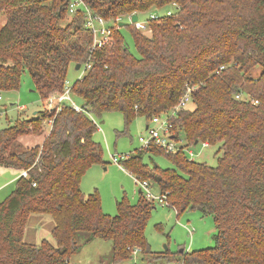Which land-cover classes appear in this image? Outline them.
I'll return each mask as SVG.
<instances>
[{
    "label": "trees",
    "instance_id": "obj_1",
    "mask_svg": "<svg viewBox=\"0 0 264 264\" xmlns=\"http://www.w3.org/2000/svg\"><path fill=\"white\" fill-rule=\"evenodd\" d=\"M70 1L0 0V93L18 90L28 74L43 101L64 89L70 65L91 62L71 89L83 112L69 105L41 110L0 131V169L27 174L0 204V264H69L96 239L111 242V264L132 259L133 250L161 258L144 235L154 202L140 192L136 205L118 201L111 217L98 192L84 197L80 183L92 164L103 162L94 118L120 113L126 129L137 117L149 122L169 113L188 88L195 108L171 118L175 139L182 145V136V148L217 147L216 166L152 143L120 166L150 187L157 184L177 215L197 210L212 217L214 246L179 252L180 264H264V0H82L106 21L177 4L173 17L150 23V37L126 26L136 55L119 25L110 43L91 50L87 12L70 15ZM43 126L49 133L41 144L18 143L21 136L41 137ZM147 154L166 157L173 168H148ZM36 214L53 220V243L24 241Z\"/></svg>",
    "mask_w": 264,
    "mask_h": 264
},
{
    "label": "rangeland",
    "instance_id": "obj_2",
    "mask_svg": "<svg viewBox=\"0 0 264 264\" xmlns=\"http://www.w3.org/2000/svg\"><path fill=\"white\" fill-rule=\"evenodd\" d=\"M170 11L175 14L176 9L171 6L161 8L158 13L164 14ZM150 12L139 14V20H147ZM69 17V16H68ZM70 18H67L69 20ZM5 23V17L0 16V27ZM125 27L121 28V34L131 53L136 55L133 40L127 27L132 26L129 19L123 18L122 22ZM144 36L150 37L151 30L142 32ZM75 65H70L66 82L69 86L81 77L82 70H75ZM260 72V68L256 69ZM52 94L50 97H52ZM41 100L35 91L33 82L28 74H23L20 81V87L15 91L0 93V131L7 129L17 119L26 117H35L33 112L52 109L49 107L48 100ZM71 102L81 107L83 100L70 93ZM23 107V110L20 108ZM187 108L193 110L195 106L189 103ZM97 125L93 139L102 147V163L92 164L83 175L80 183V190L84 197L93 193L95 190L100 196L102 212L108 216L114 217L117 214V202L127 200L131 205H136L139 201L140 186L135 181V177L120 165L125 155L133 154L135 150L143 147L139 138H147L146 126H152L144 117H137L125 128L123 117L120 113H106L101 118H94ZM41 137L34 135L21 136L18 143L24 148H32L43 142L49 132L45 126ZM123 132L121 135L118 133ZM182 135V133H181ZM182 140V146L186 142ZM217 147L197 144L196 146L187 147L188 151L194 154L195 162L205 163L210 167L217 164ZM188 156V155H187ZM113 157L117 162L113 161ZM143 164L148 168L157 165L161 169L173 168L172 163L164 156H152L147 154L143 158ZM150 192L154 196L160 195L157 184L151 182ZM15 187V180L8 172L0 174V204L3 203ZM155 209L144 230V235L149 243L150 250L154 255L161 256L154 260L153 256L143 257L139 253L133 255V258L122 264H180L182 257H178L179 252L184 250L190 253L197 250L209 249L214 246V237L216 228L211 216H205L197 210H188L179 215L168 206H161L157 200L154 201ZM54 222L51 217L46 215H31L29 217L24 241L33 245H38L43 240L53 243L51 231ZM83 241V236L81 237ZM180 254V255H181ZM163 256V257H162ZM112 244L110 241L96 239L93 242L84 245L80 252L71 256L69 264H111Z\"/></svg>",
    "mask_w": 264,
    "mask_h": 264
},
{
    "label": "built area",
    "instance_id": "obj_3",
    "mask_svg": "<svg viewBox=\"0 0 264 264\" xmlns=\"http://www.w3.org/2000/svg\"><path fill=\"white\" fill-rule=\"evenodd\" d=\"M173 8H177V4L172 3L170 5ZM83 8L87 12L86 16V28L90 29L93 34V43L91 46V50H97L105 46L106 44L110 43L111 38V29L114 28L116 25H119L122 22V19L120 17H117L111 21H106L101 17H98L96 15H93L88 8L85 6L82 0H71L68 6V13L72 15L77 9ZM159 10H153L149 14L147 20L140 21L139 17L137 21L132 22L131 16L132 15H139L137 13L132 14L128 19L131 22V25L139 32H146L149 30L150 23L161 20L163 18H171L175 14H172V12L167 11L164 14L158 13ZM91 62L88 60L86 64L80 65V69L82 70V76L90 69ZM79 69V70H80ZM223 68H221L222 70ZM77 79V80H78ZM73 85V84H72ZM72 86H69L67 82H65L64 89L59 93H54L52 97L49 98L47 101L49 104V107H52V109H47L50 112L56 111L59 112L65 105L71 106L74 111L80 113L83 112V108L75 106L70 99V93H71ZM1 100V98H0ZM191 103V95H190V88L187 89L186 93L179 99L177 105L172 108V110L167 113L163 114L157 117H153L149 122L152 124V126L147 125L146 131L148 134V137L139 138V141L143 143V147L149 146L150 143L155 144L156 146L163 148L166 152H177L181 149H183L190 160H193L194 154L192 151H188L187 148H182V145L175 139V133L173 130V124L170 122L171 118L175 117L177 112L186 109L188 104ZM257 103V102H255ZM128 158V154L124 156L123 160ZM113 161L117 162V159L113 157ZM22 177H26V172H22L20 174ZM136 183L140 186V191L145 196L147 201L154 202L155 200L158 201V203L161 206H168L170 207L169 203L166 201L165 195H159L154 196L150 192V184L146 181H138L136 180ZM139 253L138 250H133L132 254L135 256Z\"/></svg>",
    "mask_w": 264,
    "mask_h": 264
},
{
    "label": "crops",
    "instance_id": "obj_4",
    "mask_svg": "<svg viewBox=\"0 0 264 264\" xmlns=\"http://www.w3.org/2000/svg\"><path fill=\"white\" fill-rule=\"evenodd\" d=\"M20 110H23V107L20 108ZM38 112H33V114H36ZM8 172L9 174H11L13 176V179L16 180L20 175L15 173L14 171H8V170H5V169H0V174L2 173H6ZM140 190V189H139ZM139 190H138V193H139Z\"/></svg>",
    "mask_w": 264,
    "mask_h": 264
},
{
    "label": "water",
    "instance_id": "obj_5",
    "mask_svg": "<svg viewBox=\"0 0 264 264\" xmlns=\"http://www.w3.org/2000/svg\"><path fill=\"white\" fill-rule=\"evenodd\" d=\"M137 19H138V16H137V15H132V16H131V21H132V22L137 21ZM119 26L123 27V26H125V24H124V23H120ZM74 68H75V70H79V69H80V64H77ZM146 128H147V127H146ZM194 145H197V142H195ZM140 192H141V191L139 190V193H140ZM181 252H183V250H181ZM181 252H180V253H181Z\"/></svg>",
    "mask_w": 264,
    "mask_h": 264
}]
</instances>
